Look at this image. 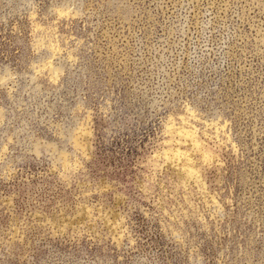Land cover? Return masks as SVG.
<instances>
[{
  "label": "rangeland",
  "instance_id": "obj_1",
  "mask_svg": "<svg viewBox=\"0 0 264 264\" xmlns=\"http://www.w3.org/2000/svg\"><path fill=\"white\" fill-rule=\"evenodd\" d=\"M0 264H264V0H0Z\"/></svg>",
  "mask_w": 264,
  "mask_h": 264
},
{
  "label": "bare ground",
  "instance_id": "obj_2",
  "mask_svg": "<svg viewBox=\"0 0 264 264\" xmlns=\"http://www.w3.org/2000/svg\"><path fill=\"white\" fill-rule=\"evenodd\" d=\"M186 132V134L185 135H190V133H187V131H185ZM184 132V133H185ZM88 134V133H87ZM86 135V134H85ZM173 151L172 150H167L166 151V153L167 154H171ZM183 153H185L184 151H182V150H178V152H177V155H181V154H183ZM197 173V172H196ZM85 210V209H84Z\"/></svg>",
  "mask_w": 264,
  "mask_h": 264
}]
</instances>
